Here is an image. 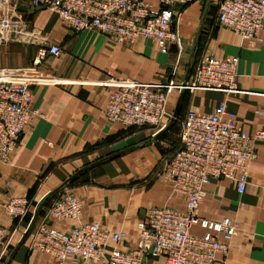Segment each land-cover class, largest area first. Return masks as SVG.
<instances>
[{"label":"crops","instance_id":"1","mask_svg":"<svg viewBox=\"0 0 264 264\" xmlns=\"http://www.w3.org/2000/svg\"><path fill=\"white\" fill-rule=\"evenodd\" d=\"M147 1L158 6L156 0ZM222 1L196 0L175 8L182 48L173 46L167 54L144 38L118 46L99 32L74 31L53 12L21 3L27 8L20 11L24 21L46 37L47 45H58L63 53L35 66L39 45H0V69H27L29 77L42 82L30 85L34 108H39L41 115L32 119L10 163L0 166V224L11 238L6 263L30 220L28 217L18 223L6 216L3 206L10 199L27 196L36 207L43 205L38 222L47 218L56 228L68 230L75 224L58 223L48 216L57 192L67 183L82 204L79 223H97L105 231L126 232L128 237L119 248L134 252L139 224L148 209L185 208L183 198L158 177L164 161L181 145L177 136H171L176 121L182 122L190 110L213 113L225 103L249 135L264 128V44H251L219 25ZM207 56L239 59L238 92L187 90L180 115L158 140L149 128H126L107 121L104 110L115 90L107 83L134 80L182 85L192 79ZM181 92H172L167 126ZM255 146L257 154L244 193L240 194L237 185L228 180H213L200 209L203 219H231L241 225L227 264H264V146L261 142ZM192 234L202 236L205 231L195 227ZM10 264L56 262L33 248L29 237ZM68 264L76 263L69 259ZM149 264H166V260L158 257Z\"/></svg>","mask_w":264,"mask_h":264},{"label":"built area","instance_id":"2","mask_svg":"<svg viewBox=\"0 0 264 264\" xmlns=\"http://www.w3.org/2000/svg\"><path fill=\"white\" fill-rule=\"evenodd\" d=\"M26 1L34 9L49 10L77 32L93 30L107 36L115 45L133 44L137 39L153 41L160 52L182 48L176 24L175 8L196 0H0V42L11 39L39 45L34 65L47 58H58L63 50L47 45L41 32L26 26L18 5ZM218 23L242 40L264 44V0H223ZM239 59L205 57L186 85L175 83H140L134 80L113 81L114 87L104 110L110 124L126 128H149L158 136L167 128L172 92L204 90L238 92ZM40 78L28 76L27 69H0V166L10 163L32 119L41 115L34 108L30 89ZM264 116V111L261 112ZM181 145L164 161L158 177L172 186L183 198V211L170 207L147 210L139 224L137 250L119 248L128 237L123 231L109 232L97 223H79L82 204L65 185L56 195L48 213L58 223H74L68 230L56 228L47 218L37 222L31 235L33 248L52 256L56 264H149L163 257L166 264H227L232 242L241 230L238 221L220 222L201 218L200 209L213 180H228L243 194L249 184L250 165L255 159V144L264 146V128L249 135L234 112L225 103L213 113L188 111L182 120ZM6 216L28 227L38 209L27 196L10 199L3 206ZM200 227L202 236L192 234ZM25 230V232L27 231ZM21 240V239H20ZM111 246H114L111 248ZM11 247L6 227L0 224V264H5Z\"/></svg>","mask_w":264,"mask_h":264},{"label":"water","instance_id":"3","mask_svg":"<svg viewBox=\"0 0 264 264\" xmlns=\"http://www.w3.org/2000/svg\"><path fill=\"white\" fill-rule=\"evenodd\" d=\"M18 9H19L20 11H22V10H23V11H27V8H26V7H23L21 4L18 5ZM188 79H189V78H188ZM188 79L186 80V82L184 83V85H186V84L188 83ZM185 94H186V88H184V89L182 90V92H181L180 99H179V101H178V103H177V106H176V109H175V112H174V115H173V119H172L171 124H169V126H167V128H166L163 132H161V133L156 137L157 140L160 139L161 137H163L164 135H166V134L170 131V129L172 128L174 122L176 121V119H177L178 116L180 115L181 108H182V102H183V98H184ZM73 179H75V178H73ZM66 184H67V183H66ZM66 184H65V185H66ZM63 187H64V186H62V187L59 189L58 192H60V190H61ZM58 192H57V193H58ZM50 196H51V195H50ZM42 209H43V205H41V206L37 209V211H36V213H35V215H34L32 221H31V223H30V225H29V228H28L27 231L23 234V236H22V238H21V240H20V242H19L17 248L15 249V252H14L12 258H10V260H9L6 264H10V263H11L13 257L17 254V252L20 250V248H21V247L25 244V242L28 240L29 236L31 235L33 229L35 228V226H36V224H37V222H38V219H39V217H40V214H41Z\"/></svg>","mask_w":264,"mask_h":264},{"label":"rangeland","instance_id":"4","mask_svg":"<svg viewBox=\"0 0 264 264\" xmlns=\"http://www.w3.org/2000/svg\"><path fill=\"white\" fill-rule=\"evenodd\" d=\"M26 26L29 30H31L32 27H30V25H28V23H26ZM3 44H16V45H21V46H33L31 43H28V42H25L22 40H17V39H14L13 37H11V39L4 40V41L0 42V45H3ZM181 127H182L181 120L176 121L174 126H173L171 136H174V137L177 136V138L180 140Z\"/></svg>","mask_w":264,"mask_h":264}]
</instances>
